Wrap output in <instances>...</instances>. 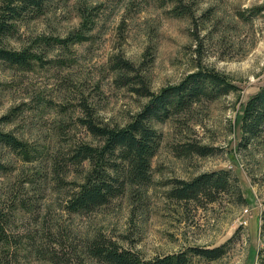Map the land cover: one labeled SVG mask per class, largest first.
Instances as JSON below:
<instances>
[{"label":"rangeland","instance_id":"rangeland-1","mask_svg":"<svg viewBox=\"0 0 264 264\" xmlns=\"http://www.w3.org/2000/svg\"><path fill=\"white\" fill-rule=\"evenodd\" d=\"M9 22L1 46L37 56L23 69L0 60V130L33 148L24 158L0 147L9 169L0 174L3 226L22 240L9 264H106L87 253L95 236L145 260L183 253L185 264H264V125L254 135L240 126L264 87V0H45ZM199 70L234 89L148 120L157 133L149 181L130 187L119 176L107 203L68 211L89 169L75 150L103 144L84 120L123 127L149 101L145 91ZM191 143L213 152L182 155ZM218 170L228 185L214 199L169 195L181 180ZM195 247L222 253L208 259Z\"/></svg>","mask_w":264,"mask_h":264},{"label":"trees","instance_id":"trees-1","mask_svg":"<svg viewBox=\"0 0 264 264\" xmlns=\"http://www.w3.org/2000/svg\"><path fill=\"white\" fill-rule=\"evenodd\" d=\"M45 0H4L0 14V41L7 37L15 28V19L24 11H40ZM37 58L33 51L22 49L19 51L7 49L0 44V60L27 68ZM117 67L122 66L116 62ZM120 65V66H119ZM234 89V86L223 75L215 71L199 70L189 74L180 83L163 88L158 93L147 95L150 99L135 118L125 126L113 128L97 125L91 118L84 120L88 131L103 139L101 146L81 145L73 154L78 161H87L89 169L86 171L83 182L76 192L66 202V209L73 213H82L107 203L111 196L119 189V176L130 187L145 185L149 181L150 157L153 154L157 133L149 127L148 120L152 118L169 117L191 106L193 101L201 97H213L225 94ZM240 126L245 134H256L264 125V87L252 96L245 104L241 115ZM0 147L30 158L33 148L9 131L0 130ZM181 154L192 152L201 156L211 154L213 148L195 143L183 146ZM117 159L120 163L116 164ZM112 161H115L112 162ZM114 163V164H111ZM9 169L0 157V174ZM180 185L172 188L169 195L177 199L197 198L198 194L208 195L214 199V193L225 189L228 185L227 171L218 170L205 172L192 178L190 181L181 180ZM121 184V183H120ZM3 216L0 213V242L7 248L0 250V263L9 264L12 257L16 259L17 251L22 244L21 238H15L6 232L3 226ZM264 227V225H263ZM88 255L103 261L106 264H185L186 256L183 253L169 254L162 258L145 260L138 253L130 249L116 246L115 243L105 241L100 236L91 238L87 244ZM36 252L43 253L38 248ZM194 254L204 258L215 259L222 253L221 247L192 248Z\"/></svg>","mask_w":264,"mask_h":264}]
</instances>
